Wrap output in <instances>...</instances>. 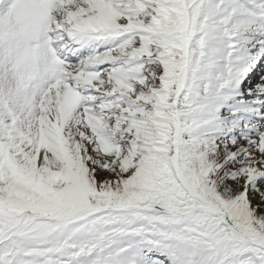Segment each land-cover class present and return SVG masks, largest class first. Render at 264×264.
I'll return each instance as SVG.
<instances>
[{
    "label": "snow or ice",
    "instance_id": "obj_1",
    "mask_svg": "<svg viewBox=\"0 0 264 264\" xmlns=\"http://www.w3.org/2000/svg\"><path fill=\"white\" fill-rule=\"evenodd\" d=\"M0 264H264V0H0Z\"/></svg>",
    "mask_w": 264,
    "mask_h": 264
}]
</instances>
